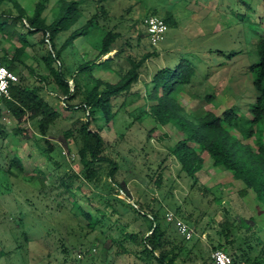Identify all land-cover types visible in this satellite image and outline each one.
<instances>
[{"label": "rangeland", "instance_id": "obj_1", "mask_svg": "<svg viewBox=\"0 0 264 264\" xmlns=\"http://www.w3.org/2000/svg\"><path fill=\"white\" fill-rule=\"evenodd\" d=\"M18 1L30 15L33 13L36 0ZM67 1L71 0H50L44 13L49 22L62 14ZM85 2L87 8L81 19L57 36V48L100 8L98 0ZM101 5L107 9L101 26L117 28L124 37H128L134 20L145 30L143 19L151 13L162 18L172 16L174 21L169 23L162 42L152 46L145 39L141 44L140 55L148 51L156 54L146 61L130 91L112 101L113 119L108 122L99 112L91 124V129L102 135L104 154L119 164L115 177L120 186L110 184L108 164H103L95 176H85L74 135H64L67 129L87 120V110L65 106L81 104L82 94L67 99L61 93L44 60L50 43L43 40L42 32L24 34L29 43L15 72L25 86L37 87L39 94L57 108L60 117L49 130L53 145L48 147L35 120L18 123L7 110L2 114L0 264H145L138 254L148 228L126 204L138 205V200L151 209L160 202L166 209L167 221L175 225L178 238H185L177 227L178 221H183L193 231L189 244L199 240V248L181 253L175 264L203 262L209 255L212 257L220 243L225 245L233 264H240L241 260L245 264H264V204L252 189L241 194L244 184L231 172L223 168L216 172L206 152L201 153L204 166L194 177L182 171L171 149L185 135L174 124L162 125L149 114L152 100L148 97L158 69L176 68L187 60L195 69L192 82L177 84L169 93L170 100L174 99L185 114L198 116L206 110L221 114L232 106L247 114L256 98L255 75L250 66L259 59L264 0H102ZM6 9L8 13L15 12L11 5ZM17 31L27 33L21 22ZM104 34L101 27H94L62 53L60 61L69 72V82L82 65L97 58ZM20 37L0 34L1 59L5 53L12 57L15 47L23 45ZM116 53L114 50L101 56L97 62ZM108 65L103 69L91 66L77 77L115 83L119 79L114 71L117 62ZM18 124L25 127L27 135L14 134ZM247 142L256 147L254 139ZM14 156L21 159L23 167L20 160L11 165ZM106 198L118 213L112 212ZM83 210L100 218L101 223L88 225ZM125 230L138 232L136 240L126 238ZM103 243L114 247L108 259ZM199 250L205 254H198Z\"/></svg>", "mask_w": 264, "mask_h": 264}, {"label": "trees", "instance_id": "obj_2", "mask_svg": "<svg viewBox=\"0 0 264 264\" xmlns=\"http://www.w3.org/2000/svg\"><path fill=\"white\" fill-rule=\"evenodd\" d=\"M85 1H67L62 14L49 22L44 13L50 0H36L31 15L18 0H0V34H12L19 37L21 35L20 39L23 43L22 46L15 47L12 57L5 53L0 59L6 67L15 72L20 56L28 45L27 43H29L24 34L43 33V40L51 45L44 60L61 93L67 99L82 94L81 104H66L65 106L72 109L83 108L88 111L87 120L81 123L78 122L75 127L67 129L64 135L68 138L74 135L87 178L95 176L103 164H108L110 166L108 172L110 184L120 186V182L115 177L119 164L116 160L104 154L106 145L102 135L99 131L92 130L91 124L99 112L108 122L113 119L112 101L118 95L130 91L132 85L139 80L146 61L154 56L156 52L148 51L142 55L139 54L138 50L141 44L145 39L149 40V37L146 28L145 30L140 28L141 25L138 20H134L130 26L128 37H124L117 28H107L104 24L101 26L100 22L103 21V16L107 13L105 6L101 5L102 0H98L100 8H96L95 12L69 35L62 46L57 48V36L61 32L69 31L84 15V9L87 8ZM7 5L13 6L15 12L8 13ZM149 15L158 16L156 13L146 16ZM163 19L167 26L170 22H174L172 16ZM19 22L27 29V33L17 31ZM94 27H101L105 31L98 48L97 58L91 60V62L89 61L90 64L82 65L77 73H82L86 68L91 69V66H98L101 69L108 68V63L115 61L117 65L114 71L119 79L115 83L96 77L89 81L86 78H78L77 74L74 75V89L71 90L68 79L69 72L66 68L64 69V65L60 61L62 53L77 37L87 35ZM148 43L151 44L150 41ZM114 50H117L114 57L97 62L98 58ZM258 57V61L250 66L255 75L253 84L256 90V98L247 114L239 112L235 106L226 108L221 114L210 110H206L198 116H193V113L191 115L185 114L182 107L173 101L174 99L170 100L169 93L177 84L185 85L192 82L195 69L187 60L179 62L176 68L162 67L158 69L152 77L153 89L148 97L150 102L152 100L149 114L162 125L174 124L185 135L171 149V154L178 159L182 171L194 177L204 166L205 160L201 153L206 152L211 158L213 169L216 172L222 168L231 172L235 178L241 180L244 184V187L240 190L241 194H245L249 189H252L257 199L264 204V35L262 34L258 44ZM124 65H126V69H124ZM10 88L11 98L4 99L0 104V122L3 112L6 110L19 121L18 123L24 120H35V127L39 130L44 143L48 147H52L53 144L48 138V133L51 126L60 117L57 108L39 94L37 87L25 86L21 76ZM207 98H210V96ZM13 131L16 135H27L25 127L21 124H18ZM251 138L255 140L256 147L247 142ZM18 160L21 164V159H18L17 156L11 158V165ZM20 166L23 167V164ZM161 175L160 172L159 176ZM106 200L108 204H111L112 212L118 213V209L112 204V201L107 198ZM115 200L124 202L123 199L117 197ZM138 203V205L137 203H134L135 205L132 203L126 204L134 210L137 217L140 218L141 224L146 225L148 228V233H144L142 236V249L138 254V257L146 262L145 264H175L181 253L196 250L199 246V240L189 244L190 240L178 238L176 233L178 231L172 222L167 221L166 209L160 202H157L155 209H151L150 205L141 204L139 200ZM82 213L88 218V225L95 227L99 222L101 223L100 218H93L89 212L83 210ZM123 233L126 238L131 240H136L138 237V232L128 233L125 230ZM178 243L180 244L179 247H177ZM224 247L225 245L220 243L214 251L218 249L225 251ZM102 250L105 252L106 259H108L114 251V247L103 243ZM200 253L204 255L205 251L199 250L198 254ZM194 264L216 263L214 258L209 255L205 261ZM240 264H245L244 260H241ZM246 264L254 263L247 261Z\"/></svg>", "mask_w": 264, "mask_h": 264}, {"label": "built area", "instance_id": "obj_3", "mask_svg": "<svg viewBox=\"0 0 264 264\" xmlns=\"http://www.w3.org/2000/svg\"><path fill=\"white\" fill-rule=\"evenodd\" d=\"M148 33L149 41L153 46H156L166 38V32L168 26L164 19L157 15H149L144 18L143 21ZM19 80L18 74L8 67H6L0 59V104L4 99L11 98V85ZM71 90L74 89V83L69 82ZM178 230L185 236L187 240L193 237V231L190 226L183 222L178 221ZM212 257L216 264H233L232 257L224 250H215L212 253Z\"/></svg>", "mask_w": 264, "mask_h": 264}]
</instances>
